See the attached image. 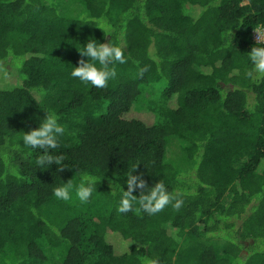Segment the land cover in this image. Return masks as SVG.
<instances>
[{"label":"trees","instance_id":"trees-1","mask_svg":"<svg viewBox=\"0 0 264 264\" xmlns=\"http://www.w3.org/2000/svg\"><path fill=\"white\" fill-rule=\"evenodd\" d=\"M61 1L0 0V264H264V74L249 60L264 0H76L77 16ZM91 38L127 57L104 89L71 76ZM45 112L66 129L63 171L20 141ZM81 172L89 201L58 200ZM129 174L175 199L119 212Z\"/></svg>","mask_w":264,"mask_h":264},{"label":"clouds","instance_id":"clouds-1","mask_svg":"<svg viewBox=\"0 0 264 264\" xmlns=\"http://www.w3.org/2000/svg\"><path fill=\"white\" fill-rule=\"evenodd\" d=\"M261 29L255 32L258 34ZM77 49V48H76ZM81 57L78 61V66L73 67L71 76L78 79L85 85H92L99 89H104L108 86L110 80L117 75L115 64H124L127 62V57L124 53V46H117L111 43H100L95 39H88L87 42L77 49ZM249 60L254 66V71L257 74H264V47H252L249 52ZM246 75L251 78L253 72L249 71ZM38 95L42 98L44 93ZM65 127L59 123V116L55 112H45L39 126L24 132L21 137L22 146L29 149H42L43 153L36 160V165L39 168L47 169L50 165L55 164L57 171H63L69 166L66 165V157L63 154L53 155V152L59 148L58 138L65 134ZM21 144L19 143L18 146ZM97 178L87 172L79 173V184L76 185L69 179L63 182L60 186L53 189V195L61 201L69 202L73 199V191L75 197L81 204H86L93 194ZM127 190H123L118 211L127 213L136 210L135 204H139L140 208L149 214H155L164 209L170 204L175 197L167 192L163 182H156L151 187L150 191L145 193L148 188L145 181L137 175L129 174L127 178ZM141 189L143 193L137 199V195H133L135 189ZM182 200H175L173 207L179 209L182 205Z\"/></svg>","mask_w":264,"mask_h":264},{"label":"rangeland","instance_id":"rangeland-1","mask_svg":"<svg viewBox=\"0 0 264 264\" xmlns=\"http://www.w3.org/2000/svg\"><path fill=\"white\" fill-rule=\"evenodd\" d=\"M60 3H61V6H60L61 13H64L67 15L77 16L80 13V11L82 10V8L80 7V5L78 4V2L76 0H73V1L62 0ZM10 86H12V85L11 84H4L3 86H0V88L5 89V88H9ZM148 93H150L149 90H144L145 96ZM128 116L129 117H136V116H133V114H129ZM144 117L145 118H142V115H139V117H136V118H140V119L142 118L147 122L151 121L149 116H144ZM166 154H167L166 158L171 159L178 167H182V168L184 167V162H182V160H181L183 153H182V150H181L180 146L178 145V143L171 142L168 145ZM112 241L115 243V246H116L118 251L124 252L126 250V246H124L121 243L120 239H118L117 237H113ZM49 256L51 257V263L56 261L57 257L55 256V253L54 254L50 253Z\"/></svg>","mask_w":264,"mask_h":264},{"label":"built area","instance_id":"built-area-1","mask_svg":"<svg viewBox=\"0 0 264 264\" xmlns=\"http://www.w3.org/2000/svg\"><path fill=\"white\" fill-rule=\"evenodd\" d=\"M253 40L256 42V43H264V32H259L258 34L257 33H254L253 34Z\"/></svg>","mask_w":264,"mask_h":264},{"label":"bare ground","instance_id":"bare-ground-1","mask_svg":"<svg viewBox=\"0 0 264 264\" xmlns=\"http://www.w3.org/2000/svg\"><path fill=\"white\" fill-rule=\"evenodd\" d=\"M256 31V30H255ZM260 32H263V31H260ZM255 33V32H254Z\"/></svg>","mask_w":264,"mask_h":264}]
</instances>
